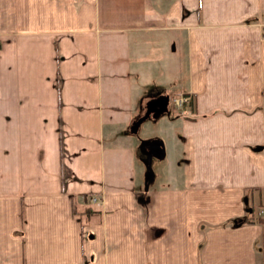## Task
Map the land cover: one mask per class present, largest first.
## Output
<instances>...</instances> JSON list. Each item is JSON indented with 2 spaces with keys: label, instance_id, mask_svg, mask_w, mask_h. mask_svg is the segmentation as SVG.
I'll return each mask as SVG.
<instances>
[{
  "label": "crops",
  "instance_id": "0c3cea01",
  "mask_svg": "<svg viewBox=\"0 0 264 264\" xmlns=\"http://www.w3.org/2000/svg\"><path fill=\"white\" fill-rule=\"evenodd\" d=\"M249 205L264 0H0V264H264Z\"/></svg>",
  "mask_w": 264,
  "mask_h": 264
},
{
  "label": "built area",
  "instance_id": "2783aa9c",
  "mask_svg": "<svg viewBox=\"0 0 264 264\" xmlns=\"http://www.w3.org/2000/svg\"><path fill=\"white\" fill-rule=\"evenodd\" d=\"M172 106H175L176 108L181 107H188L192 103V96L189 93H175L173 96L169 99ZM93 201H97V197H92Z\"/></svg>",
  "mask_w": 264,
  "mask_h": 264
},
{
  "label": "trees",
  "instance_id": "16d2710c",
  "mask_svg": "<svg viewBox=\"0 0 264 264\" xmlns=\"http://www.w3.org/2000/svg\"><path fill=\"white\" fill-rule=\"evenodd\" d=\"M163 98H164V96H163ZM259 205H262L261 203L259 204ZM255 205H249L248 207H247V217H244V219H234V221H231V223H242V222H253V221H256V222H259V223H261V224H264V216H262V215H258L257 214V209L255 210ZM249 208H251V209H249ZM89 211H91V209L89 208V207H87V208H85L84 210H83V212H89Z\"/></svg>",
  "mask_w": 264,
  "mask_h": 264
},
{
  "label": "rangeland",
  "instance_id": "374dc122",
  "mask_svg": "<svg viewBox=\"0 0 264 264\" xmlns=\"http://www.w3.org/2000/svg\"><path fill=\"white\" fill-rule=\"evenodd\" d=\"M173 92H174V91L171 90L170 93H168V94H169V95H168V97H169V98H168V101H169V102H170L169 99L173 96ZM164 101H165V100H164V98L162 97V98H159V100L156 101V102L160 104V103H163ZM170 104H171V103H170ZM173 107L176 108L175 106H173ZM148 119H150V118H148Z\"/></svg>",
  "mask_w": 264,
  "mask_h": 264
},
{
  "label": "water",
  "instance_id": "95a60500",
  "mask_svg": "<svg viewBox=\"0 0 264 264\" xmlns=\"http://www.w3.org/2000/svg\"><path fill=\"white\" fill-rule=\"evenodd\" d=\"M166 102H168V95H166ZM148 115V112L147 113H145L143 116H141L139 119H138V121H141V120H143L144 118H146V116Z\"/></svg>",
  "mask_w": 264,
  "mask_h": 264
}]
</instances>
